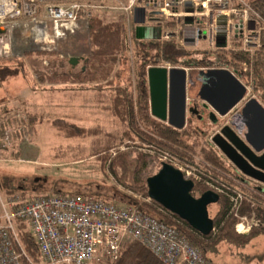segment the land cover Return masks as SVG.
I'll list each match as a JSON object with an SVG mask.
<instances>
[{
	"label": "rangeland",
	"instance_id": "1",
	"mask_svg": "<svg viewBox=\"0 0 264 264\" xmlns=\"http://www.w3.org/2000/svg\"><path fill=\"white\" fill-rule=\"evenodd\" d=\"M94 19L105 22L116 20L123 26L121 43L114 54L116 58L114 70L109 73L106 81L100 83L90 81V77H96L95 69L90 62L85 61L90 50V26L82 27L83 24L80 32L61 42L35 44L27 38L28 27L21 25L13 32L9 54H4L0 38V62L15 65L17 62L14 61L20 60L25 68L19 78L5 83L0 89V107L8 104L12 111L11 125L7 127L8 134L3 139V148L0 149V189L3 192L11 191L8 193L20 194L25 199L72 194L100 197L123 207L126 204H148L151 201L147 197L128 188L134 183L133 162L140 155L148 157L146 167H143L142 171L140 168L136 170L139 174L138 179L145 182L157 174L163 163L177 167L191 166L189 162L169 152H163L155 146L147 145L138 138L125 140L128 138L126 135L128 129L127 125L115 116V97L118 89H127L134 100L136 97L137 62L134 37L129 39V24L125 17L117 12L104 13L94 17L92 21ZM137 28L151 29L148 26H136L135 30ZM165 28L178 35L170 41L179 43L189 54L181 61H189L190 57L199 59L201 54L207 52L201 43L196 42L192 45L189 39L187 42L183 41L182 33L184 34L185 30L181 23L170 22L165 24ZM44 46L46 55H40ZM209 53L216 56L218 50L212 49L207 52ZM255 53H244L252 61L250 65L248 62H241V68L246 69L254 78L256 77L252 59L255 58ZM71 58H79V63L72 66ZM86 71L93 75L84 74L82 77L81 72ZM43 75L46 78L45 82L40 80ZM49 77L55 79L51 80ZM254 85L255 83L248 85L252 96H255L252 92ZM260 101L264 104L262 100ZM15 113L18 114L15 116ZM29 117L35 120L34 125H31ZM57 120L94 132L101 129L102 135L68 138L65 132H60L54 127L53 122ZM103 134L117 136L118 142L121 143L105 159V155H93V148L96 149L103 144L105 139ZM207 137L211 143L212 136ZM118 153L131 171L128 172L125 184L122 162H115L119 157ZM191 168L197 176V180L194 181L196 185L202 181V177L194 166ZM185 170L182 172L184 175L187 173ZM207 187L215 192L214 188ZM246 190H249L250 196L264 201V195L259 194L254 186L246 187ZM239 195H241L239 199L231 197L228 215L236 220L235 227L241 224H244L246 229L251 227L249 232L242 228L246 235H249L253 228L263 227V222L250 198ZM235 204L238 210L234 209ZM246 205L251 210L243 213L242 209L246 208ZM218 210L217 205L209 207L212 219ZM212 258L218 264H264V235L256 238L244 249L223 244L219 256Z\"/></svg>",
	"mask_w": 264,
	"mask_h": 264
},
{
	"label": "built area",
	"instance_id": "2",
	"mask_svg": "<svg viewBox=\"0 0 264 264\" xmlns=\"http://www.w3.org/2000/svg\"><path fill=\"white\" fill-rule=\"evenodd\" d=\"M138 8L145 11L143 26L161 30L159 41L178 36L165 28V24L175 21L184 26L183 41L201 43L207 52L231 49L252 53L260 48L262 22L250 0H0L3 52L10 53L13 32L21 25L28 27L27 38L32 43L61 42L76 35L80 28H88L91 19L104 13L123 15L132 39ZM188 31L193 32L192 38L186 37ZM219 41L225 46L219 47ZM40 52H46L45 46ZM157 68L181 69L168 63ZM174 167L181 172L186 169L183 175L187 180H197L191 166ZM234 209H239L237 204ZM242 228L248 232L251 229L238 225L239 234L246 235ZM21 231L32 238L38 262L29 256ZM127 239L147 245L164 264H214L178 229L135 207L92 196L25 199L0 189V264H94L103 258L116 260Z\"/></svg>",
	"mask_w": 264,
	"mask_h": 264
},
{
	"label": "trees",
	"instance_id": "3",
	"mask_svg": "<svg viewBox=\"0 0 264 264\" xmlns=\"http://www.w3.org/2000/svg\"><path fill=\"white\" fill-rule=\"evenodd\" d=\"M250 6L262 22V31L260 35V48L258 51H255V58L252 59V67L256 78L250 73L244 74V76H246V78H244L245 80L248 78L255 81L252 92L258 97H256L257 99L264 102V0H250ZM122 32L123 26L120 21L113 20L105 22L99 19H94L92 21L91 19L90 50L89 56L85 61L86 63L90 62L95 69L94 75H96V77H90L92 83L106 81L109 73L114 70V65L116 63L114 54L120 46ZM134 44L137 62V91L135 100L127 89H118L117 96L115 97V116L120 118L122 123L127 125L128 129L126 134L128 140H125L130 141L131 139L138 138L147 145L155 146L158 149H162L163 152H169L175 157L189 162L191 166L197 169L202 177V181L196 183L192 195L195 198H199L202 194L210 190V188L207 187L210 186L217 191L220 196V201L217 204L219 210L213 218L214 232L209 236H203L194 231L186 222L171 214L154 201L148 204H126L124 207H135L140 212L157 218L163 224L178 229L190 245L207 259V261L218 264L214 261L212 256L214 258L219 256L223 244L237 249H244L256 238L264 235V201L257 197L250 196L249 190H246V187L254 186L259 194L264 195V187L244 176L236 177L237 175L229 172L228 166L230 164L209 142V138L207 137L209 135H201L190 130H174L152 117L150 113V94L147 76L148 68L157 67L161 63L174 64L181 69L204 68L213 64L211 61L215 60L216 57L219 59L221 58L220 60L224 62V66L241 72L243 70L241 68V62H248L250 65L252 61L248 55L244 54L247 52H243L242 50L231 51V49H218L216 56L204 52L199 56V59L190 57L189 61H181L184 60L186 56H189V54L184 47H180L179 43L176 41L139 40L136 38V35H134ZM39 54L46 55L45 52ZM14 62L17 63L15 65H6L0 62V89L3 88L5 83L19 78L22 73H24L25 68L22 62L20 60ZM90 73V71L81 72V76L83 77L84 74L89 76L91 74L93 75V73ZM50 79L53 80L55 78L51 77ZM40 80L45 82V76H41ZM250 84L251 83H245L246 86ZM11 112L8 104L0 107V139H2L0 141V149L3 148V139H5L8 134L7 127L11 125ZM16 114L18 113H15V116ZM3 119L6 121L4 122ZM29 120H31V125L35 124L33 117H29ZM15 122L17 123V121ZM53 125L58 131L65 132L68 138L98 137L102 135L100 134L101 129L97 128L98 130L94 132L79 128L65 121L62 122L61 120L53 122ZM103 135L105 137L103 144L101 147H97L96 149L95 147L93 148V155H105V159V157H108V154H111L121 143L118 142L117 136H113L112 134ZM118 156L115 162H122L121 168L124 173V181L122 180L123 178L121 180L123 184H125L124 182L127 180L128 172L131 171L128 164L126 161L122 160L119 153ZM147 158V156L142 157L140 155L135 162H133L135 166L133 170L135 176L134 183L131 187H127L130 190L132 189V191L142 194L143 197H147L148 199L147 183L138 179L139 174L136 171L138 168L142 171L143 167H146ZM254 184H259L260 186ZM8 192L11 191H7V193ZM239 194L250 198L251 204L255 206V211H257L263 222V227L253 228L249 235L239 234L237 232V227H235L237 223L236 220L228 215L231 207V197L233 196L232 199L237 198L241 196ZM97 198L102 199L100 197ZM250 210L251 208H248L246 205V208L242 209V212L244 213ZM22 229L24 230V228ZM21 238L29 256L34 259L35 262H38V253L32 238L24 231H21ZM94 264H164V262L157 257L147 245L133 239H127L122 245L116 260L103 258Z\"/></svg>",
	"mask_w": 264,
	"mask_h": 264
},
{
	"label": "water",
	"instance_id": "4",
	"mask_svg": "<svg viewBox=\"0 0 264 264\" xmlns=\"http://www.w3.org/2000/svg\"><path fill=\"white\" fill-rule=\"evenodd\" d=\"M134 23L144 25V9H135ZM154 30L137 28L136 38L160 40V30ZM0 34L3 32L0 31ZM222 42L219 41V47L225 46ZM78 63V58L70 59L72 66ZM147 76L152 117L178 130L183 129L186 70L152 67ZM199 81L202 84L198 95L200 100L221 117L235 109L248 94L245 86L226 70L201 71ZM211 144L237 172L264 186V107L258 100L252 99L246 103L235 122L215 134ZM146 183L148 197L152 201L179 217L199 234L209 236L213 233L214 221L209 215V207L219 203V194L209 190L195 198L192 195L195 183L167 163L162 164L157 174L149 177Z\"/></svg>",
	"mask_w": 264,
	"mask_h": 264
},
{
	"label": "flooded vegetation",
	"instance_id": "5",
	"mask_svg": "<svg viewBox=\"0 0 264 264\" xmlns=\"http://www.w3.org/2000/svg\"><path fill=\"white\" fill-rule=\"evenodd\" d=\"M188 36L192 38L193 32H189ZM258 51V50H257ZM229 58V57H228ZM221 59V58H220ZM219 58L215 57V60L211 61L213 64L206 66L204 68H186V115H185V126L182 130H190L192 132L199 133L201 135H211L212 137L215 134L220 133L225 127L231 126L240 114L242 108L246 103L252 99H256L264 107V104L257 99L254 95H250V88L245 85V83H255L254 80L248 79L245 80L246 71H239L230 69L223 65L224 62ZM230 59V58H229ZM210 70H226L233 74L240 83H242L248 91L246 97L241 101V103L233 109L229 114L224 117L219 116L213 109L208 106L205 102L201 101L199 98L200 89L202 87L201 82L199 81V73L201 71H210ZM248 74V73H247ZM245 77V78H244ZM151 113V110H150ZM163 124L178 130L170 126L166 122ZM229 167V172L237 175L236 177L243 176L237 170L234 169L231 165ZM245 177V176H244Z\"/></svg>",
	"mask_w": 264,
	"mask_h": 264
},
{
	"label": "crops",
	"instance_id": "6",
	"mask_svg": "<svg viewBox=\"0 0 264 264\" xmlns=\"http://www.w3.org/2000/svg\"><path fill=\"white\" fill-rule=\"evenodd\" d=\"M186 37H187V35H186ZM13 40V39H12ZM79 59V58H78Z\"/></svg>",
	"mask_w": 264,
	"mask_h": 264
}]
</instances>
